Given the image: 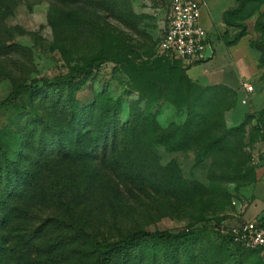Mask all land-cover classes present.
Segmentation results:
<instances>
[{"label": "rangeland", "instance_id": "rangeland-1", "mask_svg": "<svg viewBox=\"0 0 264 264\" xmlns=\"http://www.w3.org/2000/svg\"><path fill=\"white\" fill-rule=\"evenodd\" d=\"M202 1L186 62L157 48L170 0H0V101L30 84L0 103V264H96L139 229L174 236L109 264H264L218 228L264 215V0Z\"/></svg>", "mask_w": 264, "mask_h": 264}, {"label": "built area", "instance_id": "built-area-1", "mask_svg": "<svg viewBox=\"0 0 264 264\" xmlns=\"http://www.w3.org/2000/svg\"><path fill=\"white\" fill-rule=\"evenodd\" d=\"M201 0H170L165 23L157 40L160 52L188 62L205 56L208 32L201 22ZM238 103L248 102L252 85L240 83ZM219 231L230 241L258 253L264 262V215L245 218L235 215L218 225Z\"/></svg>", "mask_w": 264, "mask_h": 264}, {"label": "trees", "instance_id": "trees-1", "mask_svg": "<svg viewBox=\"0 0 264 264\" xmlns=\"http://www.w3.org/2000/svg\"><path fill=\"white\" fill-rule=\"evenodd\" d=\"M110 57L106 55H99V56H94L90 58L86 63L81 64V65H76L72 67L67 73L59 76H54L51 78H42V84L44 85H62L66 82L71 81L74 79L78 74L88 71L91 68L97 66L99 63L109 60ZM30 89V84L29 83H20L15 86H13L6 94V96L0 101V103L5 104V103H10L12 102L18 94L21 92ZM238 101V97H237ZM114 136V135H113ZM113 138V137H112ZM2 172H6L5 169L2 170ZM174 234L170 233L166 230H145V229H139L135 230L131 233H127L121 240L115 241L113 243H110L105 246L103 249L102 253L98 258L96 259V264H109L112 254L117 250V249H122L124 251H128L132 244L141 240V239H166V238H171L173 237ZM228 240H230L226 235H224ZM242 247V246H241ZM244 248V247H242ZM247 249V248H244ZM251 250V249H248ZM253 251L255 254L258 255V253L254 250ZM260 258V256L258 255ZM261 259V258H260ZM262 260V259H261Z\"/></svg>", "mask_w": 264, "mask_h": 264}, {"label": "crops", "instance_id": "crops-1", "mask_svg": "<svg viewBox=\"0 0 264 264\" xmlns=\"http://www.w3.org/2000/svg\"><path fill=\"white\" fill-rule=\"evenodd\" d=\"M203 7H204V2H203V5L201 6V22L204 25V27L207 29L209 22L205 16V8H203ZM240 94H241V89H240ZM249 218H251V217H249Z\"/></svg>", "mask_w": 264, "mask_h": 264}]
</instances>
